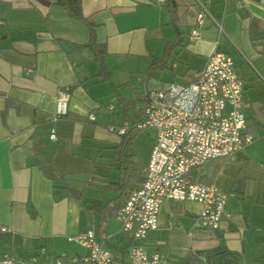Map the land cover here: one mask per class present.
I'll return each mask as SVG.
<instances>
[{"label": "crops", "instance_id": "crops-1", "mask_svg": "<svg viewBox=\"0 0 264 264\" xmlns=\"http://www.w3.org/2000/svg\"><path fill=\"white\" fill-rule=\"evenodd\" d=\"M44 1L0 0V258L8 254L18 264L78 258L87 249L68 237L92 229L113 264L127 261L137 242L110 212L126 196L130 184H123L135 187L144 178L155 129L148 155L142 158L133 141L130 168H124L113 149L127 123L119 99L141 101L130 112L144 107L146 90L160 86L151 78L163 70L148 78L146 71L179 32L185 46L174 50L166 69L184 83L211 53H226L243 80L252 140L191 171L226 194L217 229L195 225L200 202L165 199L157 228L141 244L147 254L161 253L166 264H219L209 253L221 245L239 256L238 264L264 256V0H173L174 14L167 0H81L95 40L106 48L107 79L84 46L90 38L85 22L56 0ZM201 5L210 15L203 17L199 38L188 41ZM60 87H69L71 97L67 114L53 121ZM79 160L75 174L66 172V163ZM52 170L64 172L65 180ZM65 185L82 196L73 197Z\"/></svg>", "mask_w": 264, "mask_h": 264}, {"label": "built area", "instance_id": "built-area-1", "mask_svg": "<svg viewBox=\"0 0 264 264\" xmlns=\"http://www.w3.org/2000/svg\"><path fill=\"white\" fill-rule=\"evenodd\" d=\"M206 14L209 13L201 5L188 41L199 38V27ZM242 94L243 80L224 52L211 53L203 68L193 71L184 83L171 82L146 90L144 118L136 128H154L155 140L143 181L131 189L115 214L121 230L132 234L137 242L129 246L124 264H166L161 253L147 254L141 244L148 232L157 228L159 208L165 199L200 202L202 208L195 225L211 230L219 227L226 214V194L212 182L194 179L191 171L211 160L228 157L252 140L246 132ZM70 97L69 87L58 88L53 121L67 114ZM108 108L113 107L110 104ZM88 119L94 120L95 115L89 113ZM127 127L125 123L118 133L123 134ZM49 137L56 139L55 127L49 129ZM68 239L85 247L87 253L78 258L61 255L46 263L34 260L21 264H113L112 252L92 229ZM18 263L8 254L0 258V264Z\"/></svg>", "mask_w": 264, "mask_h": 264}, {"label": "trees", "instance_id": "trees-1", "mask_svg": "<svg viewBox=\"0 0 264 264\" xmlns=\"http://www.w3.org/2000/svg\"><path fill=\"white\" fill-rule=\"evenodd\" d=\"M57 5L65 8L68 13L76 19H79L88 26L90 31V38L89 42L84 44V46H87L90 48L94 60L98 63L99 66V76L104 77V79L108 78L107 71L104 66V55L106 53L105 45L102 43H98L95 40V32H94V25L91 21H89L82 12V5L81 0H56L55 2ZM168 7L172 10L174 14V2L173 0H167ZM185 41L183 35L179 32L176 36V38L173 41L166 42L164 46V51L161 56V58L155 60L153 64H151L146 71V77H151L152 73L156 70H164L168 68L170 60L174 56V50L179 47H184ZM119 102L121 104L122 112L124 113V116L126 117V121L128 123V127L125 130V132L120 136V141L113 145L114 149V159L120 162L126 163V166L124 168H130V154H129V148L133 145L134 136L139 129L136 128V125L141 122L144 118V111L143 108H136L134 112L129 111L130 105H135L138 102H141L139 100L133 101V100H127V99H119ZM8 105V103H7ZM63 117V116H60ZM59 117V118H60ZM51 121V119H50ZM48 124V123H47ZM47 124L41 125L42 128H45ZM45 126V127H44ZM49 129V128H48ZM56 179H63L65 180V173L64 172H57L56 170H52L50 172ZM143 177L140 178L139 183L143 181ZM127 184H130L128 186ZM123 185H127L126 188L123 189L126 192V196L124 198H120L117 204L112 207L111 214L115 215L117 210L122 206V204L125 202L127 196L129 195V192L134 187V184L131 183H125ZM65 191H67L70 195H72L75 198H80L82 196V192L75 190L73 188H70L68 185H65L63 187ZM210 258L217 260L219 264H237L239 262L240 258L237 254L228 251L224 246L221 245L219 249L213 250L209 253ZM219 260L221 262H219Z\"/></svg>", "mask_w": 264, "mask_h": 264}, {"label": "rangeland", "instance_id": "rangeland-1", "mask_svg": "<svg viewBox=\"0 0 264 264\" xmlns=\"http://www.w3.org/2000/svg\"><path fill=\"white\" fill-rule=\"evenodd\" d=\"M178 82L181 81L179 78H176V80H174L173 78V73L169 70V69H164L163 72H157L155 74V76L153 78H151V82L152 83H157V85H161L163 84H168L171 82ZM121 123V122H120ZM153 129L152 128H146V129H142L140 131H138L136 133V135L134 136V150H137L138 153L141 155L142 158L146 157V155H148L149 151H150V147L152 145L153 142ZM76 164V163H74ZM67 164L65 168L68 169L69 173L75 174V172H72V168L78 167L81 165L80 160L77 161V164Z\"/></svg>", "mask_w": 264, "mask_h": 264}, {"label": "water", "instance_id": "water-1", "mask_svg": "<svg viewBox=\"0 0 264 264\" xmlns=\"http://www.w3.org/2000/svg\"><path fill=\"white\" fill-rule=\"evenodd\" d=\"M38 1L43 2L44 0H38ZM44 2H45V1H44ZM45 3L47 4L48 2H45ZM219 262H221V261L219 260ZM237 264H238V263H237ZM244 264H264V256L259 257V258L254 259V260H251V261H247V262H245Z\"/></svg>", "mask_w": 264, "mask_h": 264}]
</instances>
